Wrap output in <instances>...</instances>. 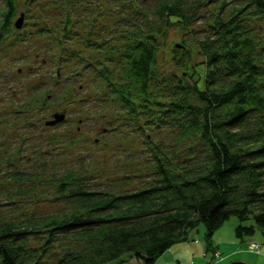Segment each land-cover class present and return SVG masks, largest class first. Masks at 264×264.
Returning a JSON list of instances; mask_svg holds the SVG:
<instances>
[{
    "label": "trees",
    "instance_id": "trees-1",
    "mask_svg": "<svg viewBox=\"0 0 264 264\" xmlns=\"http://www.w3.org/2000/svg\"><path fill=\"white\" fill-rule=\"evenodd\" d=\"M20 1L2 0L0 38L10 37L21 14L25 22L32 3ZM119 3L125 11L102 40L110 65L85 60L86 67L96 68L130 114L138 109L133 91L147 121L156 106L160 114L152 123L158 131L171 129L169 137L146 138L142 170L117 178L99 179L83 160L64 170L41 160L29 170L9 172L8 183L18 188L9 198L29 191L36 203L51 191V201L61 207L0 211V264H106L124 254L157 264L200 223L210 239L231 216L240 221L238 238L256 229L264 235V0ZM169 27L190 37L188 46L174 47L191 60L179 63L189 68L182 74L162 76L154 71L158 39ZM119 38L126 44V64L120 67L124 77L113 84ZM195 52L202 61L194 63ZM153 85L158 91H151ZM58 112L66 117V110ZM136 123L144 133L143 122ZM116 183L118 188L111 187Z\"/></svg>",
    "mask_w": 264,
    "mask_h": 264
},
{
    "label": "rangeland",
    "instance_id": "rangeland-1",
    "mask_svg": "<svg viewBox=\"0 0 264 264\" xmlns=\"http://www.w3.org/2000/svg\"><path fill=\"white\" fill-rule=\"evenodd\" d=\"M116 1L19 2L24 5L32 3L22 28H13L10 37L2 35L0 38V211L21 206L23 210L35 207L39 212H51L61 207L59 202L51 201V191L40 195L42 200H36V203L29 191L28 195L9 198L7 193L18 189L12 185L13 181L8 183L9 172L13 170H29L43 164L41 160L47 164L56 163L58 169L64 170L68 165H79L83 160L84 164L91 165L99 179L117 178L142 170L141 165H144L147 155L146 138L168 139L171 129L165 127L158 131L152 123L160 114L156 106L152 105L153 119L147 121L149 117L141 113V100L132 87V98L138 109L130 114L125 105L113 97V89L100 77L96 68L86 67L85 60H93L95 64L107 60L102 55L106 51L101 52V48H105L102 40L108 37L125 11L124 5ZM2 3L0 0V12L4 9ZM1 20L0 16V24ZM204 27L197 25L195 28L202 30ZM177 28H167L164 37L158 39L160 46L154 71L159 75L182 74L189 69L179 63L189 64L191 57H186L184 50L174 45L188 46L190 37ZM200 32L197 31L198 34ZM16 37H22L23 41ZM116 43L114 70L110 72L114 76L111 78L113 84L124 77L120 67L126 64V44L122 38ZM202 60L195 52L194 63ZM109 62L105 64L110 65ZM97 66L99 70L103 67ZM151 91H158L157 86L153 85ZM32 99L36 100L35 104H32ZM62 110H67L66 120L46 127L45 122ZM138 119L143 122L144 133L134 126ZM165 119H168L167 115ZM80 120L83 123H79ZM43 181L39 182L44 184ZM119 184L110 185L118 188ZM37 187L40 189L41 185ZM250 223L244 222L246 225ZM239 224V219L231 216L207 239L205 225L200 223L189 231L186 242L179 243L190 252L183 249V254L178 257L180 253L171 251L175 247L170 248L157 264H228L235 260L264 264V235L261 230L256 229L253 236L238 238L236 227ZM106 264L141 262L131 254H124Z\"/></svg>",
    "mask_w": 264,
    "mask_h": 264
},
{
    "label": "water",
    "instance_id": "water-1",
    "mask_svg": "<svg viewBox=\"0 0 264 264\" xmlns=\"http://www.w3.org/2000/svg\"><path fill=\"white\" fill-rule=\"evenodd\" d=\"M24 23V16L23 14L20 15V17L17 18V20L14 22V27L16 29H21L23 24ZM180 46V45H178ZM65 120V113L64 112H56L53 114L52 118L50 120H47L45 122V125L46 127L47 126H54L60 122H63ZM228 264H250L249 262L247 261H242V260H235V261H232Z\"/></svg>",
    "mask_w": 264,
    "mask_h": 264
},
{
    "label": "crops",
    "instance_id": "crops-1",
    "mask_svg": "<svg viewBox=\"0 0 264 264\" xmlns=\"http://www.w3.org/2000/svg\"><path fill=\"white\" fill-rule=\"evenodd\" d=\"M172 248H174V250L170 249L171 251L177 252V254L180 253L177 255L178 257H180V255L183 254V249H188L184 245H181V244H177V245L173 246ZM188 251L190 252L189 249H188ZM167 260H169V259H167Z\"/></svg>",
    "mask_w": 264,
    "mask_h": 264
},
{
    "label": "flooded vegetation",
    "instance_id": "flooded-vegetation-1",
    "mask_svg": "<svg viewBox=\"0 0 264 264\" xmlns=\"http://www.w3.org/2000/svg\"><path fill=\"white\" fill-rule=\"evenodd\" d=\"M66 117H67V110H66ZM66 117H65V120H66ZM65 120H64V121H65ZM64 121H63V122H64ZM60 123H62V122H60ZM60 123H58V124H60ZM79 123H83V120H80ZM58 124H56V125H58ZM56 125H54V126H56ZM47 127H50V126H47ZM78 129H80V127H78Z\"/></svg>",
    "mask_w": 264,
    "mask_h": 264
},
{
    "label": "built area",
    "instance_id": "built-area-1",
    "mask_svg": "<svg viewBox=\"0 0 264 264\" xmlns=\"http://www.w3.org/2000/svg\"><path fill=\"white\" fill-rule=\"evenodd\" d=\"M253 245V244H252ZM257 251H259V249H257Z\"/></svg>",
    "mask_w": 264,
    "mask_h": 264
}]
</instances>
